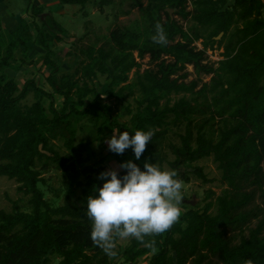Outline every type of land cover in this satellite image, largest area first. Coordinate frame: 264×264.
<instances>
[{"label": "trees", "instance_id": "obj_1", "mask_svg": "<svg viewBox=\"0 0 264 264\" xmlns=\"http://www.w3.org/2000/svg\"><path fill=\"white\" fill-rule=\"evenodd\" d=\"M59 1L85 6L91 0ZM158 1V10H165L166 19L160 11L149 10L143 41L139 33L122 27L113 31L112 42L120 47L115 55L106 46H91L84 51L90 62L83 67L82 75L93 86L59 83L60 67L52 58L56 52L49 44L53 40L64 41L66 30L54 17H45L50 35L45 32L46 27L24 17L8 38L0 17V177L15 179L28 193H33L31 212L19 206L12 212L0 209V264H52L54 254L61 258L60 264H116L92 241V222L86 215V201L93 194V185L98 186V180L90 178L82 182L80 176L106 171L100 163L87 164L83 156L88 149L87 138L75 145L78 124L86 119L91 126L80 128L94 134L95 140H102L113 130L129 129L130 135L131 129L152 130L155 133L152 141L146 145L140 161H134L141 168L146 159L156 161L160 154L157 144L165 138L167 126L185 122L181 145H173L175 167L180 170L188 166L179 179L189 182L193 173L204 184L213 182L204 168L195 164L213 157L222 181L228 186L216 201L207 202L203 210H184L166 232L146 236L143 241L133 238L126 250L133 255L132 260L152 254L149 264H264V0H195L194 12H185L187 0ZM170 7L181 8L179 13L185 18L191 16L194 24L189 30L171 17ZM41 15L45 16L44 7L34 5L32 16ZM157 24L167 34L164 45L152 40ZM201 28L207 32L206 36ZM221 33L223 38L217 40ZM178 35L182 40L176 41ZM202 38H207L204 48L197 50L192 43ZM29 42L45 50L43 64L52 68L48 82L53 92L39 85L35 78L21 86L7 72H19L27 62ZM216 43L223 46L226 57L217 69L204 63L205 47ZM20 47L23 50L18 59L16 52ZM134 51L141 58L150 54L152 61L160 62L156 71L137 72L136 79L129 82L130 72L139 65ZM164 56H171L174 61H167ZM107 61L110 63L106 64ZM186 64L194 65L199 74L213 73L211 82L196 91L199 79L189 83L185 80L188 72L178 75ZM109 65L116 73L113 77ZM99 73L108 74L109 84L104 89L98 81ZM136 88L141 95L136 111L130 106L126 108L132 114L130 126L121 122L113 114V106L100 98L103 91L118 101L127 100ZM32 92L36 101L29 107L22 105ZM56 93L64 96L60 109L55 107ZM189 93L197 96L189 98ZM172 94L184 95L172 101ZM163 99L166 102L162 103ZM45 100L49 101V108ZM207 113L211 118L201 124L195 121L196 115ZM217 117L223 125L218 130L213 127L207 130V123ZM60 136L72 153L62 156L55 148L53 140ZM127 151L134 160L131 148ZM42 160H45L43 167L56 163L63 170L68 191H73L76 185L82 187L78 201L67 198L65 205L54 207L44 199L38 185L41 181L38 162ZM213 194L210 191V196ZM213 206L215 213L210 212ZM253 221L257 224L251 227Z\"/></svg>", "mask_w": 264, "mask_h": 264}, {"label": "rangeland", "instance_id": "obj_2", "mask_svg": "<svg viewBox=\"0 0 264 264\" xmlns=\"http://www.w3.org/2000/svg\"><path fill=\"white\" fill-rule=\"evenodd\" d=\"M35 1L37 0H7L6 2L8 3L10 12L21 15L22 17L27 16L29 22H32V7L35 5ZM102 1L103 0H91L85 6H82L78 4H63L59 0H54L52 2L45 0L46 4L49 3V5L45 7L44 12L48 10V12L51 13L45 15V17H54L66 30V34L62 36L64 41L59 42L57 40H53L52 44H49V46L56 52L53 54L52 58L60 67L59 73L57 74L60 84L67 83L71 86L72 83L77 82L82 86L85 83L93 86L92 81L82 75L83 67L90 62L84 54V51L91 46H95L96 48L106 46V49L111 50L112 54L115 55L118 51H120V47L112 42L113 31L122 27L131 29L139 33L142 36L141 40L143 41L146 35L145 30L148 27L147 18L149 10L150 12L160 11L163 19H166L165 10H158L157 4L160 3L158 0H107L106 3ZM185 6V12H194L197 8L195 0H187ZM169 9L172 10L171 12L169 11L171 17L185 30H189L190 26L194 24L191 20V16L185 18L183 14L179 13L181 8L170 7ZM45 17L42 15L41 17H34L35 22H37L35 24L43 26L44 28L46 27L45 32L50 35L51 31L49 30V26L47 24L48 21H46L47 19H45ZM201 31L204 33V36L207 35V32L204 31L203 28H201ZM34 32L36 34V29H34ZM218 37L217 40H220L223 38V35L219 38ZM206 39L207 38L194 40L192 46H195L197 50H202L205 44L204 40ZM179 40H182L181 35L177 36L176 41ZM205 49L207 57L204 63L213 65L214 68L217 69L220 66V63L226 59L224 56L223 46L220 47L219 44L216 43L213 47L208 46L205 47ZM22 50L23 47H20V50L16 52L18 59L22 56ZM42 53L44 54V51ZM42 53H39L38 56L33 54V63L29 61L30 59H27V62L24 63L19 72H15L13 70H8L7 72L9 76L16 78L21 86L26 80L35 78L39 85L44 87L46 90L53 92V87L48 82V76L51 74L52 68L51 66L43 64L44 55ZM133 54L139 65L130 72L129 82L136 79L137 72L143 74L146 70L156 71L158 69L157 63L160 61H152L150 54H146L144 58H141L137 51H134ZM164 58H166L167 61H174V58L171 56H164ZM109 63L110 61L106 62V64ZM109 67L111 68L110 75L113 77L116 73L112 66L109 65ZM186 72L189 73L185 79L186 82L190 83L193 80L199 79V86L195 89L196 91H198L204 83H210L211 78L214 76L213 73L199 74L192 64H186L185 68L178 72V75L182 76V74ZM98 81L102 89L107 87L109 84L108 74L99 73ZM75 90L76 88L74 87L73 91ZM183 95L184 94H172V101L176 98L182 97ZM187 95H189V98L197 96V94L190 95V93ZM140 97L141 95L139 89L136 88L134 90V94L127 100L118 101L116 98L108 97L103 93V91L100 100L103 103L111 104L114 108L113 114L116 115L121 122L131 126L132 114L129 113L126 108L127 106H130L135 112L137 108V99ZM210 97H212V94L209 95V98ZM91 98L92 97L87 100L90 101ZM35 101L36 98L32 92L22 101V105L29 107ZM164 102H166L165 99L162 100V103ZM63 104L64 96L60 93H56L55 107L60 109ZM45 105L49 108L48 100H45ZM209 118H211L210 113H207L206 115L198 114L194 117L198 124L203 123ZM185 124V122H181L180 124L170 123L167 126L165 138L157 144L160 154L154 162L162 168L166 167L177 170L178 179L185 175V172L188 170V166H183L180 170L175 167L174 162L176 160V155L173 151V145H181L180 134L185 133ZM83 125L91 126V122L86 119L78 124L79 129L75 145L79 146L81 140L87 138L86 141L89 143L88 149L83 153V156L88 160L87 164L91 165L97 162L100 163L101 166H104L106 171L116 169L118 173L121 170H124L120 168V164L122 162L132 160L133 157L127 149L123 154H115L109 150L107 141L112 137L113 133L107 134L102 140H95L94 134H89L80 128ZM222 125V120L217 117L215 120H211L207 123L206 129L209 130L213 127V129L218 130ZM218 132L215 133L216 138L219 137ZM53 144L62 156L72 153L71 149L65 145V138L62 136L53 140ZM1 161L2 160L0 159V162ZM55 164L56 163H51V165L43 167L45 165V160L38 162V169L41 173V181L38 185L43 192L44 199L54 207L65 205L67 198H69V201H78L82 196V187L76 185L73 191H68L64 184V172L62 169L57 168ZM195 164L202 166L204 168V172L209 176V178H213L214 181L204 184L200 179L196 178L193 173L189 175V182L185 180L181 181L183 184V201L180 205L181 214L188 208L203 210L207 202L211 200L216 201L217 197L223 194L228 188L227 183L221 179L222 173L217 168V164L214 162L213 157L203 158ZM98 176L99 175L95 172L89 174L83 173L80 176V180L82 182H87L90 178H96L98 180V186H102L103 181L99 180ZM210 191H214L212 196H210ZM32 197L33 193H28L23 188L22 183L15 179L8 178L7 176L0 177V209L12 212L15 210V207L19 206L21 210L31 212L33 209L30 202ZM210 212L215 213L216 206H213L210 209ZM256 224L257 221H253L251 227L256 226ZM246 234H248V229L246 230ZM132 240L133 238H119L116 240V248L113 250L115 255H109V257L116 264H149L152 254L138 258L137 260H132L133 255H128L126 253V250L131 245ZM51 257L52 264H60L61 258L59 256L54 254L51 255Z\"/></svg>", "mask_w": 264, "mask_h": 264}, {"label": "clouds", "instance_id": "obj_3", "mask_svg": "<svg viewBox=\"0 0 264 264\" xmlns=\"http://www.w3.org/2000/svg\"><path fill=\"white\" fill-rule=\"evenodd\" d=\"M152 40L156 44L167 43L164 28L157 24ZM113 130L108 148L115 154H123L131 148L134 160L120 164L116 169L99 173L102 186L93 185V194L86 201V215L92 222L91 239L106 254L115 255L116 239L144 237L166 232L181 216L183 184L175 169L161 167L147 159L143 168L140 161L146 145L152 141V130Z\"/></svg>", "mask_w": 264, "mask_h": 264}, {"label": "crops", "instance_id": "obj_4", "mask_svg": "<svg viewBox=\"0 0 264 264\" xmlns=\"http://www.w3.org/2000/svg\"><path fill=\"white\" fill-rule=\"evenodd\" d=\"M6 1L7 0H0V14H1V17L3 19L4 26H5V33L7 36H9V34L18 27L21 19L24 17H22L21 15L14 14V13L10 12L9 7H8V3ZM49 1L52 2L54 0H49ZM44 2H45V0H37V1H35V5L43 6L44 11H45V7H47L49 5V3L46 4V2L45 3ZM48 14H51L48 12V10L46 12H44V15H48ZM25 17H27V16H25ZM31 19L34 21L35 18L31 16ZM28 45H29V50H28L29 59H34V57L32 58L33 54H36L38 56L39 53H42L43 51L45 52L44 48L42 46H40L39 44H34L33 42H29Z\"/></svg>", "mask_w": 264, "mask_h": 264}, {"label": "water", "instance_id": "obj_5", "mask_svg": "<svg viewBox=\"0 0 264 264\" xmlns=\"http://www.w3.org/2000/svg\"><path fill=\"white\" fill-rule=\"evenodd\" d=\"M169 11L171 12L172 10H171V9H169ZM221 35H223V33H221L219 37H221ZM219 37H218V38H219Z\"/></svg>", "mask_w": 264, "mask_h": 264}]
</instances>
